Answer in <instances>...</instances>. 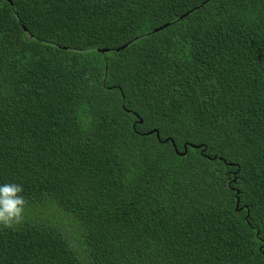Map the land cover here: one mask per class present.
<instances>
[{"label": "trees", "instance_id": "trees-1", "mask_svg": "<svg viewBox=\"0 0 264 264\" xmlns=\"http://www.w3.org/2000/svg\"><path fill=\"white\" fill-rule=\"evenodd\" d=\"M5 182L0 264H264V0H0Z\"/></svg>", "mask_w": 264, "mask_h": 264}, {"label": "clouds", "instance_id": "clouds-1", "mask_svg": "<svg viewBox=\"0 0 264 264\" xmlns=\"http://www.w3.org/2000/svg\"><path fill=\"white\" fill-rule=\"evenodd\" d=\"M189 146L193 149H204L202 145ZM185 149H187L186 146ZM23 193V185L19 183H0V227L11 228L23 221L27 206V200Z\"/></svg>", "mask_w": 264, "mask_h": 264}, {"label": "water", "instance_id": "water-1", "mask_svg": "<svg viewBox=\"0 0 264 264\" xmlns=\"http://www.w3.org/2000/svg\"><path fill=\"white\" fill-rule=\"evenodd\" d=\"M139 123H141V121L139 120ZM151 133H155L156 134V136H157V138H159V134H158V132L157 131H155V130H152V131H150ZM174 145V144H173ZM237 204H238V202H237Z\"/></svg>", "mask_w": 264, "mask_h": 264}]
</instances>
